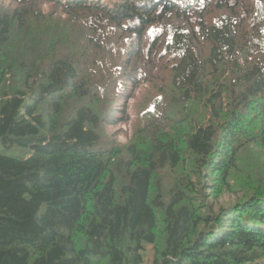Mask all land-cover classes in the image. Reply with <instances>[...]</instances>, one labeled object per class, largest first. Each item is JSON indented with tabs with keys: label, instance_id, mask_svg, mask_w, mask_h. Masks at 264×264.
I'll use <instances>...</instances> for the list:
<instances>
[{
	"label": "trees",
	"instance_id": "trees-1",
	"mask_svg": "<svg viewBox=\"0 0 264 264\" xmlns=\"http://www.w3.org/2000/svg\"><path fill=\"white\" fill-rule=\"evenodd\" d=\"M148 244L264 264V0H0V264Z\"/></svg>",
	"mask_w": 264,
	"mask_h": 264
},
{
	"label": "rangeland",
	"instance_id": "rangeland-1",
	"mask_svg": "<svg viewBox=\"0 0 264 264\" xmlns=\"http://www.w3.org/2000/svg\"><path fill=\"white\" fill-rule=\"evenodd\" d=\"M120 127L122 129L120 130V133H119V136H118L119 137V143L121 145H125L128 142V140H129L130 131H131L130 128L131 127L129 125H125V124L120 125L119 128ZM163 176H164L163 183H165L166 180H167V176H169V174L165 173V174H163ZM154 259H155V251L153 249V246L148 244V245H146V250L144 251V259H143L142 264H154Z\"/></svg>",
	"mask_w": 264,
	"mask_h": 264
},
{
	"label": "bare ground",
	"instance_id": "bare-ground-1",
	"mask_svg": "<svg viewBox=\"0 0 264 264\" xmlns=\"http://www.w3.org/2000/svg\"><path fill=\"white\" fill-rule=\"evenodd\" d=\"M80 229V228H79ZM94 236V235H93Z\"/></svg>",
	"mask_w": 264,
	"mask_h": 264
}]
</instances>
